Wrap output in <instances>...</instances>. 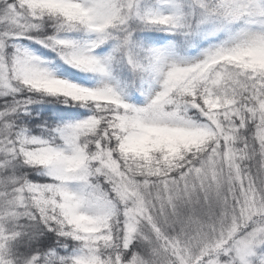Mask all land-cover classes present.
I'll use <instances>...</instances> for the list:
<instances>
[{"label":"snow or ice","instance_id":"snow-or-ice-1","mask_svg":"<svg viewBox=\"0 0 264 264\" xmlns=\"http://www.w3.org/2000/svg\"><path fill=\"white\" fill-rule=\"evenodd\" d=\"M0 264H264V0H0Z\"/></svg>","mask_w":264,"mask_h":264}]
</instances>
